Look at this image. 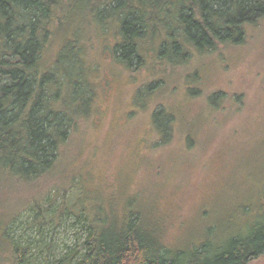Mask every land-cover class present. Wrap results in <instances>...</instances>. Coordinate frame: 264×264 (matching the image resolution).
I'll return each mask as SVG.
<instances>
[{"label":"rangeland","instance_id":"rangeland-1","mask_svg":"<svg viewBox=\"0 0 264 264\" xmlns=\"http://www.w3.org/2000/svg\"><path fill=\"white\" fill-rule=\"evenodd\" d=\"M88 23L76 12L71 15L43 61L48 67L65 37H76L87 49L90 69V112L58 159L59 187H75L72 201L80 189L89 215L93 204L117 215L133 211L145 228L160 232L170 251L204 242L220 245L247 234L264 205V20L246 29L242 45L194 52L186 65L174 68L151 54L149 46L161 43L158 33L142 47L145 62L133 71L114 60L112 29L103 34ZM147 86L154 87L149 97L138 100V91ZM215 93L223 99L212 107L208 98ZM157 107L173 117L171 138L162 146L152 120ZM26 191L21 181L0 174V235L30 247V264L58 260L78 247L84 238L78 212L38 231L32 217L20 213ZM7 242L3 247L10 246ZM249 264H264V256Z\"/></svg>","mask_w":264,"mask_h":264},{"label":"trees","instance_id":"trees-1","mask_svg":"<svg viewBox=\"0 0 264 264\" xmlns=\"http://www.w3.org/2000/svg\"><path fill=\"white\" fill-rule=\"evenodd\" d=\"M75 12L87 19L88 28L103 34L112 29L114 60L133 71L145 62L142 47L158 33L162 40L149 46L151 54L171 68L186 65L194 52L242 45L246 29L264 20V0H0V174L27 188L20 213L32 217L38 231L75 212L84 224L78 247L42 264H249L264 256V205L245 235L220 245L204 242L170 251L160 232L145 228L133 211L117 215L93 204L89 215L80 189L72 201L75 187H59L58 159L76 124L90 112V69L84 59L87 49L76 37H65L48 67L43 61L50 41ZM153 88L140 89L138 100L149 97ZM211 96L212 107L223 99L217 93ZM157 108L152 120L162 146L171 138L173 117ZM52 174L57 179L37 184ZM0 243V264L31 263L27 245L8 234L0 235Z\"/></svg>","mask_w":264,"mask_h":264}]
</instances>
